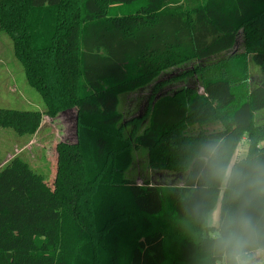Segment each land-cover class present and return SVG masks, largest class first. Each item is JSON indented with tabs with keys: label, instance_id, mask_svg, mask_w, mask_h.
Listing matches in <instances>:
<instances>
[{
	"label": "trees",
	"instance_id": "1",
	"mask_svg": "<svg viewBox=\"0 0 264 264\" xmlns=\"http://www.w3.org/2000/svg\"><path fill=\"white\" fill-rule=\"evenodd\" d=\"M0 32L44 106L0 108V128L76 119L54 188L18 156L0 168V264H225L208 227L217 203L250 217L264 246V79L249 76V61L264 73V0H0ZM188 63L174 80L199 85L158 94L161 75ZM148 85L144 116L125 119L119 96ZM141 149L179 183L126 175ZM217 158L232 162L227 182Z\"/></svg>",
	"mask_w": 264,
	"mask_h": 264
},
{
	"label": "rangeland",
	"instance_id": "2",
	"mask_svg": "<svg viewBox=\"0 0 264 264\" xmlns=\"http://www.w3.org/2000/svg\"><path fill=\"white\" fill-rule=\"evenodd\" d=\"M235 50H242L241 38H239ZM194 64L188 63L162 74L160 79L168 81V83L161 87L157 93L171 94L185 86H198L200 81L194 76L174 80L183 71L192 69ZM249 74L251 86L264 79V73L251 61H249ZM151 88L152 85H148L119 96L118 109L125 119L144 116L147 99L152 92ZM198 90L201 91L200 86ZM0 108L44 110L40 94L28 83L23 65L14 56L12 41L4 32H0ZM256 117L258 123L264 124V111L258 113ZM219 128L218 123H213L203 127L196 126L193 130L196 132L202 129L209 132ZM75 130L74 109L59 112L55 116L43 114L38 130L32 135H18L11 128H0V168L11 158L18 156L33 170L45 177L46 183L54 188L53 183L58 167L57 146L60 143L74 144ZM246 151L245 141L240 142L235 152L236 158L243 157ZM133 157L134 163L126 175L130 173L138 183L143 178L150 179L152 183H179L172 174H157L149 170L146 164L147 152L145 149L134 150ZM255 260L257 264L264 261V253L255 256ZM217 264H224V262L219 261Z\"/></svg>",
	"mask_w": 264,
	"mask_h": 264
},
{
	"label": "clouds",
	"instance_id": "3",
	"mask_svg": "<svg viewBox=\"0 0 264 264\" xmlns=\"http://www.w3.org/2000/svg\"><path fill=\"white\" fill-rule=\"evenodd\" d=\"M209 151L217 157L215 146H210ZM215 167L224 182L232 177V162L225 165L217 158ZM208 227L215 246L226 258L225 264H257L255 256L264 253V246L254 250L256 229L250 217L225 213L217 204L208 215ZM259 264H264V261Z\"/></svg>",
	"mask_w": 264,
	"mask_h": 264
}]
</instances>
